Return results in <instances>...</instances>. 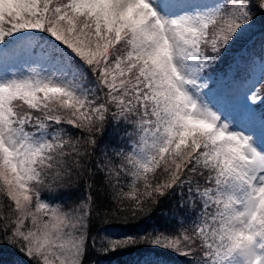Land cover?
I'll list each match as a JSON object with an SVG mask.
<instances>
[{"label":"snow or ice","instance_id":"6c2138e0","mask_svg":"<svg viewBox=\"0 0 264 264\" xmlns=\"http://www.w3.org/2000/svg\"><path fill=\"white\" fill-rule=\"evenodd\" d=\"M257 11L264 0H0V60L51 69L0 76V245L33 264H264V146L202 75ZM247 63L264 84V60ZM81 189L69 207L42 197ZM172 201L190 226L150 225Z\"/></svg>","mask_w":264,"mask_h":264},{"label":"rangeland","instance_id":"374dc122","mask_svg":"<svg viewBox=\"0 0 264 264\" xmlns=\"http://www.w3.org/2000/svg\"><path fill=\"white\" fill-rule=\"evenodd\" d=\"M206 3L224 6L227 0H205ZM7 26V25H5ZM249 60L259 65L262 59L256 55ZM264 60V55H263ZM230 64L220 68L217 64L216 69L209 68L204 77L207 79V88L209 98L216 104L221 111L229 115L230 126H235L236 130H243L246 134H251L257 145L264 146V96L260 90L261 77L259 72H250L247 60H235ZM45 64L40 61L23 60L17 62H4L0 60V76L5 78L26 77L29 75H50L51 69L45 71ZM235 70L238 75L235 76ZM231 84V87L228 85ZM249 96L248 100L244 95ZM251 95H256L257 100L252 101ZM254 108V112L248 106Z\"/></svg>","mask_w":264,"mask_h":264},{"label":"trees","instance_id":"16d2710c","mask_svg":"<svg viewBox=\"0 0 264 264\" xmlns=\"http://www.w3.org/2000/svg\"><path fill=\"white\" fill-rule=\"evenodd\" d=\"M255 55L259 59L263 60L264 14L258 11L255 14V19L252 24L245 29L242 37L238 39L235 44H233L229 54L224 57L222 61H219L218 64L221 65L220 68H223L224 66L230 64L234 58L237 61H249V59ZM213 68L216 69V67ZM235 75H238L237 70H235ZM260 90L264 96V84L262 83L260 84ZM125 143H127V140ZM81 196L82 189L80 191L72 192L42 193V197L46 199V202L52 204L59 203L65 207L71 206L73 203L78 201ZM173 203L174 201L164 205V208L168 210L167 216L157 214V217L150 221L149 224L157 225L158 227L169 231L190 226L191 216L187 214V209H172L171 205ZM173 213H176L175 217ZM181 219H183V224H181ZM109 227L116 230V232H119L122 228L118 222L112 223ZM161 259L165 260L167 264H185L184 258L176 254L169 253L165 256H156L154 254L136 251L118 252L107 256L90 253L88 264H147V262H154ZM0 264H33V262L26 255L17 250V248L11 247L7 244H2L0 245Z\"/></svg>","mask_w":264,"mask_h":264}]
</instances>
